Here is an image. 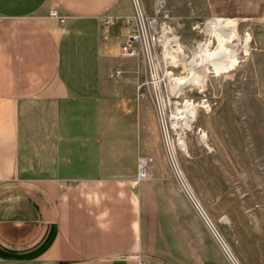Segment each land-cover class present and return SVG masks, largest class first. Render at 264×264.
I'll list each match as a JSON object with an SVG mask.
<instances>
[{"label":"crops","instance_id":"obj_1","mask_svg":"<svg viewBox=\"0 0 264 264\" xmlns=\"http://www.w3.org/2000/svg\"><path fill=\"white\" fill-rule=\"evenodd\" d=\"M131 7L0 0V264H158Z\"/></svg>","mask_w":264,"mask_h":264},{"label":"rangeland","instance_id":"obj_2","mask_svg":"<svg viewBox=\"0 0 264 264\" xmlns=\"http://www.w3.org/2000/svg\"><path fill=\"white\" fill-rule=\"evenodd\" d=\"M131 6L130 25L140 37L126 75L140 81L147 97L151 260L264 264V0H131ZM215 18L233 21L223 30L235 35V68L218 79L210 73L205 87L180 85L175 78L189 72ZM172 85L186 90L174 95ZM188 101L195 110L191 127L171 119ZM162 109L186 181L169 154Z\"/></svg>","mask_w":264,"mask_h":264},{"label":"bare ground","instance_id":"obj_3","mask_svg":"<svg viewBox=\"0 0 264 264\" xmlns=\"http://www.w3.org/2000/svg\"><path fill=\"white\" fill-rule=\"evenodd\" d=\"M232 22H233L232 20H223L220 18H215L213 20V22L210 23L211 25H210L209 34H208V36H209L208 40L206 42H202V43H199L197 45L196 51H194L195 52L194 57L191 60V62H189V72H187V73L190 75V77H187L186 76L187 73H186L184 77L180 76L181 78H175V80H177V82H179L180 85L181 84H187V85L188 84L189 85L196 84L197 87L199 85H200V87L201 86L205 87L206 79H204V77L210 76L209 75L210 73L213 72L214 76L218 79L219 77H221V75L224 72H229L235 68V66L238 62V51L230 48V42L234 40L233 37L235 35L232 32H226L223 30V25L231 24ZM214 45H215V47H214ZM172 57H173V61L175 62L176 57L173 55H172ZM172 80H173V76H172ZM158 83H159V81L155 82L156 85H158ZM175 89H176V87H174L172 85L173 94L174 95H180V94L184 93V91L186 90V87H184L182 89L180 88V91H179V89H178V91ZM191 105H193V104L189 103V101L186 102L185 109L183 111H181L182 115H180V116H179V114L173 115L171 117V119L174 121H177V122H180V120H182V119H183V121L186 120L185 121L186 126L191 127V124L194 121V117H195V110L193 109V106L191 107ZM163 106H165V104H163ZM202 106H204V105H202ZM161 114H162L163 124H164L165 133H166V137H167V146L169 149V154L172 158L173 164L176 167L177 171L182 174L180 166H179L177 158H176L175 143L169 137L167 125H166L165 120H164L165 114L163 115V109H162ZM178 144H179L180 148L183 149L182 151H185V150L188 151V148H187L184 140H179ZM141 175H143V173ZM182 176H183V174H182ZM183 180L186 181L185 176H183ZM188 193H189L190 197H192V199L196 201L197 207L201 211H203L201 204L197 201V199H195V196L193 195L191 189L189 190V188H188ZM223 246L225 247V250L228 251L227 246L226 245H223ZM231 259L235 262V264H240L236 260V258H231Z\"/></svg>","mask_w":264,"mask_h":264},{"label":"built area","instance_id":"obj_4","mask_svg":"<svg viewBox=\"0 0 264 264\" xmlns=\"http://www.w3.org/2000/svg\"><path fill=\"white\" fill-rule=\"evenodd\" d=\"M49 16L56 18L59 20L61 23L65 22V16H62L59 13V9L56 5H52L50 10H49ZM140 34L138 33L137 29L135 27H132L131 33L129 34L127 38V42L125 45H123L122 49L123 52L129 56V57H134L138 53V47L136 46L138 40H139ZM139 173H140V178H145L148 177V172H147V167H146V160L141 159L140 161V166H139ZM143 173V175H141ZM140 264H150L147 261H141Z\"/></svg>","mask_w":264,"mask_h":264}]
</instances>
